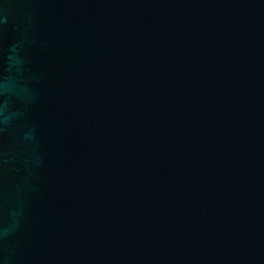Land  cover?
I'll list each match as a JSON object with an SVG mask.
<instances>
[{"label": "water", "instance_id": "water-1", "mask_svg": "<svg viewBox=\"0 0 264 264\" xmlns=\"http://www.w3.org/2000/svg\"><path fill=\"white\" fill-rule=\"evenodd\" d=\"M0 264H264V0H0Z\"/></svg>", "mask_w": 264, "mask_h": 264}]
</instances>
